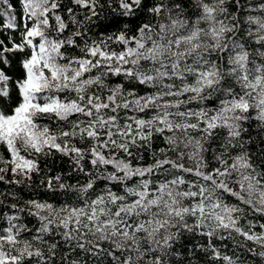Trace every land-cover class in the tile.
<instances>
[{"label":"snow or ice","instance_id":"1","mask_svg":"<svg viewBox=\"0 0 264 264\" xmlns=\"http://www.w3.org/2000/svg\"><path fill=\"white\" fill-rule=\"evenodd\" d=\"M18 4L0 0V181L43 171L75 203H13L0 264H264V0ZM56 154L87 179L44 171Z\"/></svg>","mask_w":264,"mask_h":264},{"label":"trees","instance_id":"2","mask_svg":"<svg viewBox=\"0 0 264 264\" xmlns=\"http://www.w3.org/2000/svg\"><path fill=\"white\" fill-rule=\"evenodd\" d=\"M11 3L17 9H19L18 0H11ZM4 22L5 17L3 15H0V28H2ZM6 34L17 36V33L11 32L8 29H3L2 31H0V39L5 40L6 43ZM14 74L18 75L19 70L16 69ZM40 165L44 171L52 169L51 174H63L64 180L72 184H75L78 180L84 182L87 179L82 174L77 173H73L69 176L68 173L71 169V164L66 157L62 158L59 154H56L53 157L41 158ZM88 167H90V165ZM43 175V171L39 176L34 174L32 181L25 180L24 183L20 185L9 184L0 181V200L3 201V203L0 204V225L6 224L7 215L14 214L10 207L13 203L21 207L25 206V202L29 199H36L40 201L48 200L50 202L56 203L57 205L64 203L65 201H68L69 203H75V200L73 198L74 194H68L67 196H65L61 193L53 194L48 192L44 188V186L39 184V181L43 177ZM10 179H12V176L9 173L8 175H6V180ZM19 215H21V219L28 224V227L35 228L37 226L38 222L34 218L27 216L26 213ZM252 218L256 219V217ZM260 222H264V220H261ZM225 251H227L229 255H232V252L230 250L226 249ZM241 259L246 260L247 264H259L258 258H254L251 255H243L241 256Z\"/></svg>","mask_w":264,"mask_h":264}]
</instances>
